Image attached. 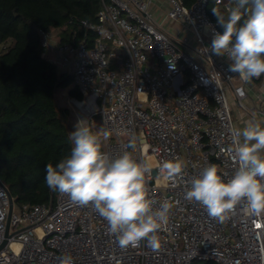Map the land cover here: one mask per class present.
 <instances>
[{"label": "built area", "instance_id": "1", "mask_svg": "<svg viewBox=\"0 0 264 264\" xmlns=\"http://www.w3.org/2000/svg\"><path fill=\"white\" fill-rule=\"evenodd\" d=\"M167 1L166 18L182 26L173 33L152 21L150 0H102L97 22H82L91 34L77 41L60 43L52 32L39 30L41 45L55 52V63L72 73L83 95L71 96L72 104L88 124L99 116L110 133L102 151L112 158L127 151L152 165L145 175L147 195L156 201L154 209L171 205L168 223L157 232L160 247L142 240L121 248L91 204L73 203L60 192L50 205H18L13 197L10 213V190L0 178V245L7 240L0 264H60L64 254L73 264H264V215L250 217L238 205L220 222L203 205L184 199L192 179L209 164L225 180L234 175L231 133L241 127L231 99L253 119L264 116V74L252 78L259 82V109L248 101V81L229 71L227 56L210 50L221 30L207 13L208 0L191 6ZM174 158L185 162L182 173L160 174V163Z\"/></svg>", "mask_w": 264, "mask_h": 264}, {"label": "clouds", "instance_id": "2", "mask_svg": "<svg viewBox=\"0 0 264 264\" xmlns=\"http://www.w3.org/2000/svg\"><path fill=\"white\" fill-rule=\"evenodd\" d=\"M219 2V0H217ZM217 23L223 29L215 32L210 50L216 56H227L229 71L250 81L264 74V0H230L226 13L212 8ZM234 153L238 168L230 179H223L216 164L203 168L192 179L184 199L203 205L210 217L220 222L238 205L250 217L264 215V127L254 119L243 128L232 130ZM108 131L94 132L88 121L81 120L69 135L73 147L70 154L55 167L46 165L45 181L52 190L67 194L73 203L92 205L116 236L121 248L135 247L146 240L158 249V230L168 223L171 205L167 202L154 209L156 201L147 195L145 175L152 165L137 161L130 152L112 158L102 151L101 138ZM130 147L135 148L131 143ZM180 158L162 161L159 172L167 178L178 176L185 168ZM60 264H73L70 254L60 258Z\"/></svg>", "mask_w": 264, "mask_h": 264}, {"label": "trees", "instance_id": "3", "mask_svg": "<svg viewBox=\"0 0 264 264\" xmlns=\"http://www.w3.org/2000/svg\"><path fill=\"white\" fill-rule=\"evenodd\" d=\"M195 1L184 0L188 6ZM101 7L102 0H0V178L18 205L55 203L59 191L47 186L45 168L73 147L70 111L58 105L57 95L68 88L70 96L83 99L72 73L45 55L39 30H60V43L77 41L91 34L82 22H97ZM213 7L227 16L223 3L208 0L212 20ZM211 261L191 264H216Z\"/></svg>", "mask_w": 264, "mask_h": 264}, {"label": "rangeland", "instance_id": "4", "mask_svg": "<svg viewBox=\"0 0 264 264\" xmlns=\"http://www.w3.org/2000/svg\"><path fill=\"white\" fill-rule=\"evenodd\" d=\"M60 32H61L60 30H54L52 32V36L56 40H58L60 37ZM48 53H46L45 55L49 59H52V55H50V52H48ZM249 97L252 99V101H251L252 104L257 106L260 109L261 105H260V101L257 100L256 90H253L252 92L250 91ZM57 98H58V105L60 107H67L70 111L68 118H66V122H67V125H68L70 131L72 132L75 130V126L77 125V123L81 120H86V117H84L81 114V112L77 106H74L72 104L71 96L69 95V89L68 88L59 92V94L57 95ZM231 107H232V115H233V118L235 120V123L238 124L241 128H243L245 126V123L248 120L253 119L250 115L244 114L241 111L239 105L237 103H235L232 99H231ZM255 121L259 122L261 124V126L264 127V116L262 114L256 115ZM88 126L92 127L94 132H99L102 129L100 117L99 116L95 117L94 123L91 122L88 124ZM101 143H102V148L104 149L105 141L103 140V138H101ZM211 262L215 263L214 261H211Z\"/></svg>", "mask_w": 264, "mask_h": 264}, {"label": "crops", "instance_id": "5", "mask_svg": "<svg viewBox=\"0 0 264 264\" xmlns=\"http://www.w3.org/2000/svg\"><path fill=\"white\" fill-rule=\"evenodd\" d=\"M150 13H151V18L152 21L158 25L159 27H162L164 29H167L170 32H175L178 29H182V26L178 23L169 21L166 18V12L169 8V4L167 0H150ZM49 50V51H48ZM50 52V55H52V59L55 62V52L53 50L47 49L46 53ZM49 54V53H48ZM58 69L60 71H68L65 69V67L57 64ZM247 87L250 89L252 92L253 90H256L259 87V82L250 80L247 83ZM70 95V94H69ZM252 99L249 98L248 101L250 102ZM261 155L264 156V151H261Z\"/></svg>", "mask_w": 264, "mask_h": 264}, {"label": "water", "instance_id": "6", "mask_svg": "<svg viewBox=\"0 0 264 264\" xmlns=\"http://www.w3.org/2000/svg\"><path fill=\"white\" fill-rule=\"evenodd\" d=\"M9 197H10V201H11V207H10V213L13 210V195L12 193L9 191ZM7 240H5L1 245H0V250L6 245Z\"/></svg>", "mask_w": 264, "mask_h": 264}, {"label": "bare ground", "instance_id": "7", "mask_svg": "<svg viewBox=\"0 0 264 264\" xmlns=\"http://www.w3.org/2000/svg\"><path fill=\"white\" fill-rule=\"evenodd\" d=\"M149 159L151 160V163H154V158L153 157H149Z\"/></svg>", "mask_w": 264, "mask_h": 264}]
</instances>
